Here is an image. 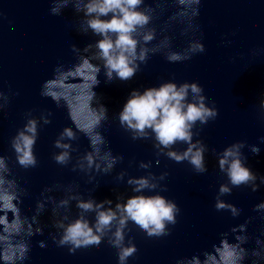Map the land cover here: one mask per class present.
<instances>
[{"label": "clouds", "instance_id": "obj_1", "mask_svg": "<svg viewBox=\"0 0 264 264\" xmlns=\"http://www.w3.org/2000/svg\"><path fill=\"white\" fill-rule=\"evenodd\" d=\"M70 3L77 13H83L80 31L84 34L91 31L100 37L95 44H88L83 49L87 53L94 48L96 51L92 56H81L80 61H101L108 82L113 79L122 82L131 80L140 70V65L147 62L150 53L156 54L171 48V39L166 35L158 44L148 47L156 39L155 27L149 26L156 18L157 11L156 8L145 5V0H52L51 14L60 15ZM176 3L180 10L169 18L170 21L179 20L185 23L187 26L182 33L184 35L189 31H198L199 26L194 21L199 15L201 0H176ZM157 7L162 10L161 4H157ZM72 50L80 52L76 45H72ZM204 51V44L198 39H192L183 51H167L166 59L170 63L184 62ZM92 68L91 91L93 86L99 84L97 76L101 71L100 66L93 63ZM55 72L57 77L66 73L62 71V66H58ZM50 81L42 86L41 95L50 97L59 106L61 96L49 87ZM203 91L198 82L177 84L172 81L163 82L158 87L146 88L143 92L133 90L118 113L119 124L126 132L131 133L132 140L152 139L157 156H166L176 163L187 161L196 173H205V153L208 148L201 140H193L194 136L199 135V132H194L193 129L197 124L206 125L210 120H215L218 110L215 106H208ZM92 95L94 97L95 93L92 92ZM8 102L9 97L0 92V109L6 107ZM260 107L264 109V95L260 100ZM96 110L95 118L85 126L76 124L70 116L77 131L88 137L91 147V151L85 153L73 165V171L79 169L85 173L96 171L107 174L123 160L122 156H113L110 150H103L107 142L97 129L108 119L107 109L101 105ZM51 115L52 113L48 112L37 119L29 112L24 126L12 137L10 146L21 168L27 170L37 166L34 147L38 129L41 121L44 125L51 123ZM76 139L77 132L73 128L65 127L62 130L54 141V147L60 149L52 157L57 164L66 166L70 163L71 153L76 151L70 141ZM259 140L264 143V136ZM177 144H185L187 147L178 151L175 150ZM245 146L244 141H238L224 148L222 152L215 153L219 170L226 175L227 183L220 184L214 207L217 211H229L233 217H238L242 210L221 197L230 195L233 188L241 186L250 187L252 192H256L260 184H264V176H258L246 166L247 157L242 152ZM248 147L252 154H259V146ZM139 167L149 169L151 161H141ZM11 175L8 158L0 156V225L4 226V235L0 236V260L4 264H23V261L28 259L30 244L27 240L17 241L14 238L21 233L27 237L43 234L41 227L33 228V225H39L38 216L45 210L46 203L53 205V227L58 231L50 235L57 247H67L69 254H75L82 248L98 247L107 237L108 244L117 250L118 264H127L129 258L135 256L138 251L131 239L125 243L126 230L130 231L129 222L134 223L149 238L166 237L171 234L168 226L177 223V216L181 211L173 200L158 192L153 195L144 194L156 192L157 189L167 191V187L162 186L160 181H163L168 173H161L157 177L149 172L147 176L127 179V184L136 195L129 196L126 200L123 196H118L115 207H112L113 202L108 199L97 202L90 197L85 200L71 185L65 189L66 195L59 201L51 195H45L52 192L53 188H45L41 192V199L37 201L35 214L29 220L21 215L19 207L22 203L21 196L26 194V190L20 188L14 178L9 179ZM125 175L122 171L117 179L123 181ZM92 179L94 177L90 175L89 182ZM258 179L260 184H257ZM72 201L76 202L75 206L79 210L74 219H70ZM254 211L264 212V202L256 204ZM8 213L12 214L11 221L8 219ZM89 213H94V222L87 218ZM250 222L248 220L231 228V233H239L234 237L235 242H230L228 233H223L220 243L214 244L212 251L177 260L176 264H243L249 256L243 245L249 239L246 232ZM255 243L257 247L251 251V256L256 259L252 264L264 260V241L257 238ZM38 245L41 248L47 247L45 241H39Z\"/></svg>", "mask_w": 264, "mask_h": 264}]
</instances>
